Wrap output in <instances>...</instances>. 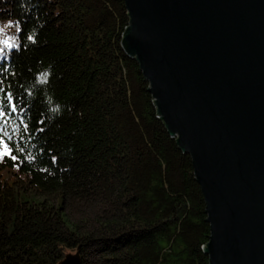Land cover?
Instances as JSON below:
<instances>
[{"label": "trees", "instance_id": "trees-1", "mask_svg": "<svg viewBox=\"0 0 264 264\" xmlns=\"http://www.w3.org/2000/svg\"><path fill=\"white\" fill-rule=\"evenodd\" d=\"M129 25L125 0H0V264H210Z\"/></svg>", "mask_w": 264, "mask_h": 264}, {"label": "water", "instance_id": "water-1", "mask_svg": "<svg viewBox=\"0 0 264 264\" xmlns=\"http://www.w3.org/2000/svg\"><path fill=\"white\" fill-rule=\"evenodd\" d=\"M125 3L127 58L204 194L202 254L210 264H264V0Z\"/></svg>", "mask_w": 264, "mask_h": 264}, {"label": "rangeland", "instance_id": "rangeland-1", "mask_svg": "<svg viewBox=\"0 0 264 264\" xmlns=\"http://www.w3.org/2000/svg\"><path fill=\"white\" fill-rule=\"evenodd\" d=\"M71 214H72V216H73L76 220H77V219L79 220L80 217H81V215L77 213V210H73V211L71 212ZM72 253L77 255V251L72 252Z\"/></svg>", "mask_w": 264, "mask_h": 264}, {"label": "snow or ice", "instance_id": "snow-or-ice-1", "mask_svg": "<svg viewBox=\"0 0 264 264\" xmlns=\"http://www.w3.org/2000/svg\"><path fill=\"white\" fill-rule=\"evenodd\" d=\"M5 154H6L5 152H0V156H3V155H5ZM12 158L15 159L16 157L13 156Z\"/></svg>", "mask_w": 264, "mask_h": 264}]
</instances>
